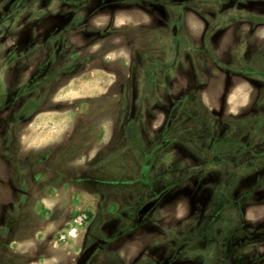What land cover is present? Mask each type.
Returning a JSON list of instances; mask_svg holds the SVG:
<instances>
[{
	"label": "rangeland",
	"instance_id": "rangeland-1",
	"mask_svg": "<svg viewBox=\"0 0 264 264\" xmlns=\"http://www.w3.org/2000/svg\"><path fill=\"white\" fill-rule=\"evenodd\" d=\"M10 11L0 33L23 55L0 49V264H86L107 245L264 264V115L214 58L264 42V0H0Z\"/></svg>",
	"mask_w": 264,
	"mask_h": 264
},
{
	"label": "flooded vegetation",
	"instance_id": "flooded-vegetation-1",
	"mask_svg": "<svg viewBox=\"0 0 264 264\" xmlns=\"http://www.w3.org/2000/svg\"><path fill=\"white\" fill-rule=\"evenodd\" d=\"M14 1V0H13ZM17 1V4L21 3V5L23 6V3L26 2V0H15ZM10 12H5L3 16H0V22L3 21V19H7L11 16ZM20 32H23V29L20 30ZM11 32H5V33H0V49L4 48L7 49V52L3 55L4 58H8L7 59H11V60H17L19 59L23 54L18 52V49L20 48V45L18 44L17 41H11V43L9 44V42L7 41L9 39V37L11 36ZM253 39H256L253 38ZM249 42H247V48L244 49H240V51L235 52L234 55V61L237 62L236 66H230V65H226V64H221L220 60H217L216 58V53H212L213 56H215V60H216V68L218 69H224L227 74L229 76L231 75H239L240 77H242L244 80H246V82H252L255 84V86L257 87V91L258 94L256 95V99L254 101V104L251 105L250 107L246 108L245 113L249 114V113H253V114H263L264 115V85H261V81L264 82V42H256L257 44L255 46L252 45V47H249ZM38 45V44H37ZM244 46V45H243ZM12 50H15V53H12ZM246 50H251L250 51V59H246ZM10 65V63H8V61H5L3 69H2V74L5 73L6 68ZM28 86V81L24 80L20 85L19 88L17 89V92L19 94V92L21 93V91ZM17 102V100L15 101ZM256 103V104H255ZM212 114V113H211ZM213 115V114H212ZM29 115H28V108L26 107H22L18 110V118L21 121L22 119H28ZM213 118H215L216 120V116L213 115ZM173 118V117H172ZM243 116L242 117H226L225 123L227 124L226 128H225V133L224 135H222L221 137L228 139L231 138V134L228 128V125L231 126H235L237 123V121H241L243 120ZM174 119V118H173ZM173 119L168 120L167 122V128H170ZM224 118H221V120H223ZM216 124V122H214ZM257 127L256 129H254L253 131L258 134V130H261V128L263 129L264 127V118L263 119H259V121H257L256 123ZM254 128V127H253ZM246 131L248 132V130L246 129ZM232 132V131H231ZM253 132V133H254ZM254 133V134H255ZM253 135L250 136V138L246 139L245 142V146L249 147L251 149V151H254L253 149ZM263 143H264V137H263ZM157 199H152L151 201L146 202L140 209H139V214L140 216L145 217L146 215H148L156 206H157ZM16 204V203H15ZM190 220V221H189ZM188 224L186 225H196L195 220L192 219H188ZM242 228L245 231L244 237L242 236V238H251L250 236V231H249V227L248 225L244 224L242 225ZM234 235H231V239L229 241L230 245H233L235 239H234ZM163 240V238H162ZM178 240V239H177ZM115 240H112L111 242L113 243ZM166 241V240H165ZM179 241L183 242L182 244V248L183 250L177 251V254H179L180 257H183V255L185 254V249H187L190 246H193V250H196L198 248V235L193 234L191 237V240H186L184 241V239H180ZM178 241V242H179ZM116 243H119V238L116 240ZM108 246V245H107ZM106 246V249H102L98 254H92L90 253V255L88 256V259L86 260V264H172L173 262L171 261V258L175 257L174 254H170V258H165L162 259V261H160L161 259H157L154 256H152L151 254L149 255V253H145V252H141L140 254L136 255L134 259L131 260V256H128L123 249L119 248V245L116 248H112V246ZM232 247V246H231ZM176 252V251H175ZM194 252V251H193ZM192 252V253H193ZM199 252V251H197ZM196 254V253H195ZM199 255V253H198ZM226 264H233V258L231 256V253L229 251V249L227 250V254H226Z\"/></svg>",
	"mask_w": 264,
	"mask_h": 264
},
{
	"label": "built area",
	"instance_id": "built-area-1",
	"mask_svg": "<svg viewBox=\"0 0 264 264\" xmlns=\"http://www.w3.org/2000/svg\"><path fill=\"white\" fill-rule=\"evenodd\" d=\"M75 220H76V222L81 223V221H82V216H78ZM69 234H70V231H69ZM65 237H66V235H64V234H61V235H60V239H64Z\"/></svg>",
	"mask_w": 264,
	"mask_h": 264
}]
</instances>
